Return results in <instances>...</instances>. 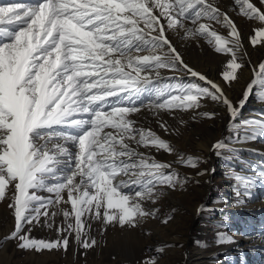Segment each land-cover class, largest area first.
Masks as SVG:
<instances>
[{"label":"snow or ice","instance_id":"6c2138e0","mask_svg":"<svg viewBox=\"0 0 264 264\" xmlns=\"http://www.w3.org/2000/svg\"><path fill=\"white\" fill-rule=\"evenodd\" d=\"M235 5L241 15L261 24L251 44L264 43V8L252 0H235ZM213 24L227 29L228 36ZM171 33L182 40L202 38L216 53L230 56L219 83L184 60ZM242 49L237 25L217 0H34L0 5V202L14 218L4 239L15 241L20 250L67 252L74 236L87 251L97 244L89 236L90 221L134 230L156 215L158 209L145 205H155L162 188L199 185V177L210 174L208 169L197 170L204 161L179 155L175 163L194 171V176H182L173 163L140 151L154 148L171 154L175 149L131 117L147 109L167 133L161 113L174 117L191 112L193 120L211 119L219 112L199 111L211 102L227 113L233 131V121L254 87L264 84L262 61L252 69L253 79L242 98L233 101L228 95L245 68ZM181 74L195 81L182 82ZM260 96L264 102V90ZM242 124V139L264 137V120ZM225 149L223 140L211 146L217 156ZM251 168L252 174L234 177L237 203L253 195L257 181L264 182V159ZM58 216L63 217L59 225ZM41 224L54 229L56 238L33 237V228ZM225 241L233 242L219 233L217 243ZM141 264L156 260L147 258Z\"/></svg>","mask_w":264,"mask_h":264},{"label":"rangeland","instance_id":"374dc122","mask_svg":"<svg viewBox=\"0 0 264 264\" xmlns=\"http://www.w3.org/2000/svg\"><path fill=\"white\" fill-rule=\"evenodd\" d=\"M252 2L256 4L257 7L263 8L260 4V0H252ZM237 8L239 7L236 6V9ZM238 12L237 16L244 18V21L247 20V22H251L252 24H260L259 21L249 20L247 17L241 15L240 11ZM256 28H258V26ZM216 31L225 37L228 36V30L223 27L221 28V32L220 30ZM228 38L230 39V37ZM205 43V47L207 48L206 53L210 54V57L206 54L196 52L193 55L195 58H206L213 64L215 60L217 61L213 55L217 57L219 55L222 57H230L224 53L216 54L214 49L208 45L206 41ZM257 45L258 43L253 46ZM262 61H264V59ZM258 64L259 61H253L249 70L250 73L245 82L240 84L235 91L233 90L236 94L233 91L231 92V99L233 101H238L242 98V91L253 79L252 69L258 66ZM221 73L222 72H220V79ZM180 80L185 83H191L195 81V78H180ZM262 90H264V84H258L254 87L252 95L255 99V103L252 105L249 98L246 105L239 113L238 118L233 121V131L229 130V123L225 126L223 125L224 120L227 119V116H225L227 113L218 109V106H215L211 102L204 104L199 110L208 112L218 111L219 114L211 119L201 117L194 121L192 119L193 113L191 112L176 113V115L179 116L178 120L184 121V123L178 125L187 126L188 136L194 137L195 139L197 138L196 140L202 138L206 141L207 145L216 138L218 129H222L220 139L228 145V149L222 150L219 156H217L213 150H211V155H206L204 152L201 154L200 152H196L197 154H195V150H192V148L188 147L186 142L183 141L184 136H179V127L176 121L171 119L173 125L169 120L164 121V117L162 118V116H168L166 113H161L159 119L162 122H167L169 128L167 133L159 127L157 118L154 117L151 112L148 111L149 114L147 113L140 117L144 122L141 124V127L151 129L162 139L170 143L173 149H175L171 154L164 152L162 149L156 150L154 148H143L145 150H143V152L154 156L161 162L173 163L175 170L182 176H194V171L175 163L177 157L181 154L185 157L188 155L200 157L204 162L199 165L197 170L208 169L210 174L199 177L201 181L199 185L190 182L183 188L178 186L175 190L162 188V194L158 198L157 203L155 205H151L150 203L145 205L148 210H151L153 207L158 209L156 215L144 219L134 230L121 229L117 223L104 226L101 221H90L91 228L89 229V236L95 238L97 244L87 251L76 244L74 236L69 237V250L71 251L68 250L67 252L61 249L52 250L51 252L44 250L42 251L43 253L35 252L33 254L31 253L33 251L18 249L15 241H7L4 239V236L9 234L14 227V218L11 215V210L7 208V204L0 202V207H6H4L6 210H1L3 207L0 209V263L44 264L37 260V257L40 256L49 259L45 264H141V262L147 258H154L156 264H264L263 250L258 252L255 251L256 249L253 247H244L246 243L244 239L247 236V231L250 230L254 232L258 230L257 228H261V224L264 223V182L257 181V184L252 188V196L241 197V199L244 200L243 204L237 203L236 191L234 190L237 185V181L234 177L237 174H252L251 165H259V162L264 159V137H258L254 141L242 139L245 135V126L242 124L243 121L251 119L264 120V102H262V97L260 96ZM246 106L248 108H246ZM183 113H185L187 118L183 116ZM168 117L174 118L175 116ZM148 120H150V122ZM189 121L195 122L196 125L200 126L203 133L210 131L212 135H205L204 138L193 129L195 126L192 128L193 130L190 129L191 127L189 128V125H187L190 123ZM185 122L188 123L186 124ZM217 124L219 125L217 126ZM167 159H169V161ZM213 168L215 172L211 173V169ZM205 181L208 182L205 183ZM207 187L210 189L206 190ZM40 194L45 196L49 195L48 193ZM198 205L199 209L201 206H203V209L201 211L197 210L195 213L194 210ZM68 209L70 210V207H68ZM114 211L117 210H110V212ZM168 217H171V219L165 223L164 221ZM62 221V216L56 218L57 225L61 224ZM10 222L11 226L7 228L6 225ZM156 231H161L162 234L160 237L156 235L153 236ZM135 233H137V235ZM219 233L225 234L233 242L225 241L218 244L217 237ZM31 235L37 239L50 240L56 238L54 229H47L43 227L42 224L34 227ZM138 235H140V237ZM253 235L252 238L255 237V234ZM124 238L125 240H129L125 241ZM130 239H132V241H130ZM157 247L162 248L163 251L157 253L155 251ZM45 251L48 254L50 253L51 257L50 254L48 257H45L47 256V254L44 253ZM200 251L204 254L201 259H193L194 261H192V263L187 260L186 256L188 253ZM95 258L99 261H94L93 259Z\"/></svg>","mask_w":264,"mask_h":264},{"label":"bare ground","instance_id":"6f19581e","mask_svg":"<svg viewBox=\"0 0 264 264\" xmlns=\"http://www.w3.org/2000/svg\"><path fill=\"white\" fill-rule=\"evenodd\" d=\"M11 2H19V3H30L31 0H0V5H3V4H7V3H11ZM218 3H220L222 5V10H226L230 16V18L234 21V23L238 26V30L240 31L241 33V41H242V44H243V49H242V52H241V56H243L245 59V68H244V71L240 74V79H239V83H235L233 85V88L231 91L228 92V95L232 96L231 92L238 87L240 86V84H242L243 82H245L246 78L248 77V74L250 73L249 70H250V67L252 66L253 64V61L254 62H258L259 63L264 59V43H258L257 46H253L251 44V37L255 35V32H254V29H256V27H260L261 24H252L251 22H247V20L244 21V18H241V16H237V14L239 13V8L236 9V5H235V0H217ZM263 8H264V5H262ZM240 17V18H239ZM237 18V19H236ZM212 27L215 29V30H220L221 32V26L219 25H216V24H213ZM222 32H223V29H222ZM171 36H172V39L175 41V46L177 47L178 51L181 53L182 57L184 58V60L190 65L192 66L194 69L196 70H199L201 71L202 73L206 74L210 79H213L215 80L216 82H220V72H222L224 70V67L228 61V59H230V57H222L221 55H219L218 57L217 56H214V58L217 59V61L215 60V62L212 64L210 62L209 59H198V58H195L193 55L196 53V52H199V53H203V54H206L207 56L210 57V54L206 53V50L207 48L205 47V40L200 38L198 40H182L180 39V37L176 34V33H171ZM247 54L246 56L244 54ZM218 54V53H216ZM219 66V67H218ZM164 75H173L172 73H168V72H165ZM251 77V76H250ZM180 78H185V79H191L192 77L190 76H187V75H180ZM194 79V78H193ZM249 82V80H248ZM233 91V92H234ZM235 93V92H234ZM236 94V93H235ZM234 94V95H235ZM250 102L252 103H255V99L253 97V95L250 96ZM216 106V105H215ZM248 107H249V104H248ZM246 106V108H248ZM219 109V106L217 107ZM217 110V109H216ZM221 112V111H220ZM148 113V110L147 109H141V111L139 113H136V114H132V117L133 119H135L137 121V126H140L141 127V124L144 123L143 120L140 118L142 116H144L145 114ZM149 114V113H148ZM183 116L185 118L186 115L185 113H183ZM225 116H227L224 120V126L227 125L229 123V119L230 117L228 115L225 114ZM153 117V116H152ZM161 117V116H160ZM164 117V118H163ZM178 117L176 114H175V117L174 118H169L168 116L166 115H163L162 118L164 119V121H170V123L172 124V120L173 119L174 121H176L177 123V126L179 127L178 129V132H179V136H184L183 138V141L186 142V144L188 145V147H191L192 150H195V154H197L198 152H200V154L202 152L206 153V155H211V146L213 143L217 142V141H220V135L222 133V129H218L217 131V134H216V138L211 142L209 143V145H207L206 141L204 139H200V140H196L194 137H189L188 134H187V126L185 125H181L179 126L178 124L181 123V121L178 120ZM189 117V116H188ZM149 119V118H148ZM146 120V119H145ZM221 120V119H220ZM228 120V121H227ZM150 122V120H148ZM179 121V122H178ZM187 121V120H186ZM195 121V120H194ZM141 122V123H140ZM190 123H186L187 125H189V128L192 129L193 126H195V128H193L196 133H200L204 138H205V135L207 136L208 134L210 135V131H206L205 133H203V131L201 130V127L196 125L195 122H192V121H189ZM200 122V121H199ZM202 122V121H201ZM205 122V121H204ZM222 122V121H221ZM220 122V123H221ZM207 123V122H206ZM214 124V123H213ZM173 125V124H172ZM206 125V124H205ZM219 124H217L218 126ZM216 126V125H214ZM213 126V127H214ZM204 128V127H203ZM208 128V127H207ZM215 128V127H214ZM217 128V127H216ZM220 128V127H219ZM192 129V130H193ZM209 129V128H208ZM212 129V128H211ZM191 131V130H190ZM221 131V132H220ZM186 132V134H185ZM214 133V132H213ZM198 135V134H197ZM212 135V134H211ZM214 136V135H213ZM177 140V139H176ZM140 151H143L144 149L143 148H140L139 149ZM145 151V150H144ZM197 152V153H196ZM169 161V159H167ZM172 160V159H171ZM170 160V161H171ZM209 180V179H208ZM210 182V181H209ZM209 184V183H208ZM207 186V185H206ZM210 188L207 187L206 190H209ZM66 194V193H65ZM65 199H66V195H65ZM1 207H3L1 209ZM0 209L3 210L5 209L6 207L5 206H1ZM5 207V208H4ZM63 207L65 208H68L70 207V205H63ZM194 208V207H193ZM199 209V205L196 206L194 212L196 213L197 210ZM0 210V211H1ZM6 210V209H5ZM4 210V212H5ZM1 214V213H0ZM198 214V213H197ZM1 216V215H0ZM10 223H7L6 227L9 228ZM264 223L261 224V228H257L258 230L256 231H250L248 230L247 231V236L245 237V245L244 247L246 246V248H250V247H253L255 248L256 250L255 251H262L264 252ZM138 229V228H137ZM125 231V230H124ZM170 231V230H169ZM117 232V231H116ZM4 233V232H3ZM133 234V232H132ZM137 235V233H135ZM161 231H156V233L153 234L160 237L161 236ZM249 234V235H248ZM255 234V237L252 238ZM134 235V234H133ZM128 236V235H127ZM140 237V235H138ZM120 237V236H119ZM121 238V237H120ZM131 238V237H130ZM187 238V237H186ZM125 240V238H124ZM129 239H126L125 241H127ZM137 240V239H135ZM130 241H132V239H130ZM138 241H139V238H138ZM141 241V240H140ZM135 242V241H134ZM137 242V241H136ZM243 247V248H244ZM240 250H243V249H240ZM71 251V250H69ZM51 252V251H50ZM101 252V251H99ZM98 252V253H99ZM31 253H35V252H31ZM43 253V252H42ZM45 254H47V256L45 257H48V254L46 251L44 252ZM200 253V254H199ZM101 254V253H100ZM53 255V254H52ZM204 254H202V252H196V253H188L186 258L187 260L190 261V263H192V261H194L193 259L195 260H199L202 258ZM32 256V255H31ZM97 256V255H96ZM95 256V257H96ZM100 256V255H99ZM6 257V256H5ZM35 257V256H34ZM37 257V256H36ZM50 257H51V254H50ZM69 257V256H67ZM73 257V256H72ZM76 257V256H75ZM101 257V256H100ZM71 258V257H70ZM93 258V257H92ZM91 258V259H92ZM30 259V258H29ZM76 259V258H75ZM5 260V259H4ZM37 260L38 261H41L42 263H46L47 261H49L48 258H43V257H37ZM56 260V259H55ZM94 261H99L98 259H93ZM92 260V262H93ZM6 261V260H5ZM10 261V260H8ZM36 262V261H35ZM95 262V263H97ZM39 263V262H38ZM1 264V263H0Z\"/></svg>","mask_w":264,"mask_h":264}]
</instances>
